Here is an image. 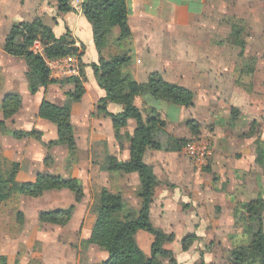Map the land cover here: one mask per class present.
<instances>
[{
    "label": "rangeland",
    "instance_id": "obj_1",
    "mask_svg": "<svg viewBox=\"0 0 264 264\" xmlns=\"http://www.w3.org/2000/svg\"><path fill=\"white\" fill-rule=\"evenodd\" d=\"M255 2V8L261 13L264 10V0H255ZM6 6L5 13L12 14L17 2L16 0L6 1L3 5L4 10ZM211 19L213 20L214 16ZM117 35L118 29L113 28L108 46L103 51L104 57L124 52L125 47H117L113 43ZM246 48L249 49V56L258 55L255 44L254 46L248 44ZM259 52L262 54L261 51ZM1 70L0 66V163L4 178L9 177L15 163L18 164V168L11 187V196L0 202V264L100 263L108 257V254L88 241L92 224L98 213V199L103 188L100 181L101 183L109 182V187L105 188L110 192H119L125 203V207L114 213V217L131 220L137 215L140 206L139 189H123L121 172L108 174L109 171L102 170L108 155L107 144L102 139L92 140L91 136L93 131L95 135H105L108 132V124L77 123L74 117L72 120L74 145L68 147L55 143L56 125L39 118L35 103L26 100L23 91L20 93L13 91L14 84L11 87V82L7 79L9 76L11 79L25 81V76L22 77L25 73L23 71L25 64L23 67L17 66L16 74L10 69L4 71L5 73ZM71 85L68 83L50 85L60 92L57 95L59 98L57 104H66V101H63V94L74 103L81 101V98L74 100L66 93L72 87ZM25 90L29 96L34 97L33 100L41 98L30 94L27 86ZM8 93H18L21 104L16 112L4 117L2 104ZM254 97L260 102L255 106L262 111V114L257 116H260L261 123H264V83L259 84ZM43 98L51 100L49 93H46ZM83 101L84 106L87 107V99ZM143 101L148 102L158 111L164 112L169 120L178 122L168 123L166 127L168 134L160 132L157 137L163 144L162 151H168L171 155L169 159L159 162V167L156 166L157 185L154 188L149 218L156 228L166 234L174 235L172 241H164L161 244L162 249L171 253L174 263H170L169 256L162 254L156 255V263L232 264V251L249 245L259 222L264 227V210L249 214L245 209V205L258 196L264 200V162L258 164L255 161L259 149L261 159L264 158V141H258L253 164L251 160L246 159L247 170L232 169V160L215 158V143L211 142L208 131L203 132L202 126L196 120L188 121L197 123V132L193 130V125L179 122V108L183 106L158 100L150 95L145 96ZM144 112L148 113V110ZM201 114L206 115L203 111ZM96 115L98 116L95 110V113L90 116ZM36 123L39 125L38 128L43 130L38 131L36 136L18 138L11 134L13 130L35 129L37 131ZM132 123L135 122L132 120ZM50 125L54 129L52 138ZM218 125L223 127L218 133L220 141L226 140L224 136L226 133L236 132L242 127L241 123L227 125L221 118ZM256 128L257 124L254 122L250 132L255 133ZM129 129L125 128L122 131L124 133L122 138L126 139L128 132H132ZM199 138L209 143L210 154L203 165H196L190 160L183 150L185 144L180 150H173L178 145L175 140L184 139L187 143L189 140ZM44 173L57 174L63 178H76L81 185L83 197L76 202L74 193L68 189L46 191L35 198L20 194L19 187L23 182L33 181L37 174ZM70 207H73L72 216L64 225L39 220V214L42 211L66 210ZM189 234L195 237L188 249L184 251L182 239ZM8 236L11 238L10 243L5 239ZM135 238L146 258L149 259L152 235L139 230Z\"/></svg>",
    "mask_w": 264,
    "mask_h": 264
},
{
    "label": "crops",
    "instance_id": "obj_2",
    "mask_svg": "<svg viewBox=\"0 0 264 264\" xmlns=\"http://www.w3.org/2000/svg\"><path fill=\"white\" fill-rule=\"evenodd\" d=\"M6 1L10 0H0L1 71L10 69L16 74L17 66L23 67L25 64L24 59L8 56L2 49L5 37L14 21L30 22L39 18L51 27L56 37L68 30L75 40V45L80 49L83 47L81 61L84 64L85 80L81 101L74 103L63 94V101H66V104H57L59 99L57 95L60 92H57L55 87H51V84L40 88L34 94L41 97L35 101L34 97L29 96L25 90L26 80L11 79L7 76L11 87L14 84L13 91L19 93L23 91L26 100L34 102L37 106L36 114L41 100L46 93H49L51 100L48 98V101L70 109L71 122L76 117L77 123H107L108 132L101 136L95 135L93 131L91 139H102L107 144L108 155L115 156L119 160H127L128 135L132 134L135 127L132 119H129L127 125L116 135L109 116L102 114L90 116L95 113L98 100L105 95L104 90L98 87L90 66L91 63H97L99 58L90 23L81 12L72 9L68 12L58 11L57 0H16L15 11L8 15L5 13L7 6L5 10L3 7ZM255 4V0H213V2L211 0H126L127 21L132 35L130 47L124 48V52L131 48L132 54L128 73L136 81L146 82L151 73L157 72L168 82L192 90L193 104L179 108V122L196 120L202 126L203 132L208 131L211 142L214 141L215 158L232 160L231 168L238 170H247L246 159L251 160L253 164L258 141H264V123H261L260 116H257L262 114V111L255 106L260 102L254 97L259 84L264 83V10L260 13V10L255 8ZM212 16H214L213 20ZM248 44L253 46L255 44L258 55L255 57L248 55L249 49L246 48ZM259 51L262 54H259ZM50 74L53 78L61 79L51 72ZM72 89L73 86L66 93ZM85 98L87 107L84 106ZM143 98L135 96L132 101L142 111L153 107L143 101ZM23 102L25 103V99ZM107 110L117 113L122 107L108 103ZM202 111L206 113L205 116L201 114ZM160 113L166 116L164 112ZM220 118L227 125L241 123V130L226 133L224 135L226 140L220 141L218 133L220 128H223L218 125ZM254 122L257 124L256 132L251 133ZM168 123L178 122L167 118ZM167 124L160 129L161 131L158 130L159 133L168 132ZM38 127L36 123L37 131L42 132L43 130ZM125 128H130L132 131L128 132L126 139L122 138L124 134L122 131ZM50 130H52V138L54 132L52 126ZM156 139L159 148H147L144 162L157 178L156 166L159 167V162L169 159L171 153L162 151L163 144L157 137ZM114 173L109 171L108 174ZM121 174L123 189L140 188L141 181L137 173ZM100 184L108 188L110 183L100 181ZM5 239L11 242L9 236Z\"/></svg>",
    "mask_w": 264,
    "mask_h": 264
},
{
    "label": "trees",
    "instance_id": "obj_3",
    "mask_svg": "<svg viewBox=\"0 0 264 264\" xmlns=\"http://www.w3.org/2000/svg\"><path fill=\"white\" fill-rule=\"evenodd\" d=\"M57 8L60 12L71 10L68 0H57ZM81 13L91 25L94 45L99 56L98 62L91 63L90 66L98 87L105 92L104 97L98 100L97 114L109 116L116 135L121 128L127 125L129 119L135 122L133 132L128 137L129 158L119 160L115 156L107 155L102 170L121 173L135 172L141 181L138 191L140 206L137 215L131 220L114 217V213L125 207L121 194L110 192L105 187L101 189L98 213L92 224L88 241L108 254V257L98 264H157L155 261L157 254L169 256L170 263H174L171 253L161 248V244L164 241H172L174 235L166 234L156 228L149 218L157 179L144 162V153L147 148H159L156 137L159 134L158 130L166 126L167 117L162 116L153 107L148 109V113L142 111L132 99L135 96L150 95L155 99L165 100L179 106H190L193 104V92L184 86L168 82L157 72L151 73L146 82L136 81L131 74L126 72L132 63L131 48H128L127 52L104 57L103 51L108 46L113 28L118 29V35L113 39V43L117 47H130L132 35L127 21L126 0H85ZM35 40L42 45L41 53L33 50ZM2 49L10 56L24 59L26 64L24 76L30 94H35L40 88H45L52 83L68 82L73 86V89L68 92L72 99L79 100L83 96V81L85 80L84 64L81 61L83 47L80 49L75 45V40L68 30L56 37L51 27L39 18L30 22L14 21L5 37ZM69 55L77 58L80 68L79 75L61 79L51 77L47 62ZM20 98L18 93L6 94L2 104L4 117L18 110L21 104ZM108 103L118 104L122 110L111 113L107 110ZM37 116L56 125L55 143L68 147L74 145V127L68 107L57 105L43 98L39 104ZM187 123L193 125L195 132L198 131L195 121H187ZM37 132L35 129L13 130L11 134L20 138L36 136ZM175 142L178 145L173 148L174 151L180 150L185 144L184 139L175 140ZM260 153L259 149L255 157L258 164L264 162ZM17 168L18 164L15 163L9 177L4 178L3 167L0 163V202L11 196V187L16 178ZM59 189H68L73 192L76 202L83 197L81 185L76 178H63L60 175L49 173L37 174L33 181L23 182L19 187V192L21 195L35 198L46 191ZM245 209L249 214L262 212L264 210L263 198L258 196L248 202ZM72 212L73 207L66 210L42 211L39 214V220L64 225L70 220ZM139 230H144L153 237L149 259L146 258L135 238ZM194 237L193 234H189L182 239L184 251L188 249ZM231 257L232 264H264V227L261 222L253 232L249 245L236 248L232 251Z\"/></svg>",
    "mask_w": 264,
    "mask_h": 264
},
{
    "label": "built area",
    "instance_id": "obj_4",
    "mask_svg": "<svg viewBox=\"0 0 264 264\" xmlns=\"http://www.w3.org/2000/svg\"><path fill=\"white\" fill-rule=\"evenodd\" d=\"M85 0H68V5L73 11L81 12L82 5ZM33 50L35 52H42V45L38 40L33 43ZM51 73L58 78H67L79 75V63L74 56H65L49 60L47 62ZM184 153L196 165H203L206 163L210 154L209 143L203 139H193L185 143L183 147Z\"/></svg>",
    "mask_w": 264,
    "mask_h": 264
}]
</instances>
